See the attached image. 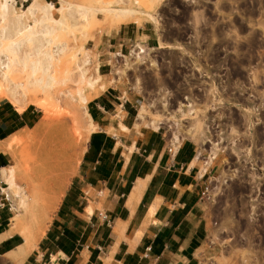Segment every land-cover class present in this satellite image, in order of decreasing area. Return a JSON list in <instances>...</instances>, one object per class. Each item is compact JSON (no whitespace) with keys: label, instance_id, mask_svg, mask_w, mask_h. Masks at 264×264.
Listing matches in <instances>:
<instances>
[{"label":"rangeland","instance_id":"obj_1","mask_svg":"<svg viewBox=\"0 0 264 264\" xmlns=\"http://www.w3.org/2000/svg\"><path fill=\"white\" fill-rule=\"evenodd\" d=\"M51 3V17L65 22L61 28L42 20L41 7ZM7 9L0 11V58L11 57L9 44L17 48L14 59L34 55L30 38L38 39L51 78L32 83L47 75L27 68L10 73L9 86L0 83L4 91L20 84L18 106L39 111L15 146L19 162L6 153L0 170V186L8 184L1 196L9 193L21 231L38 234L36 244L44 235L92 126L86 105L108 89L134 106L138 125L159 130L172 145L194 143L206 172L199 264H264V0H13ZM17 21L23 30L12 36ZM121 27L136 35L130 33L120 52ZM33 98L44 103L49 119L43 121ZM55 136L60 145L52 141V148L65 173L57 193L46 185V161L37 158L50 154L46 141ZM21 199L25 205L17 206ZM25 259L8 253L0 264Z\"/></svg>","mask_w":264,"mask_h":264},{"label":"crops","instance_id":"obj_2","mask_svg":"<svg viewBox=\"0 0 264 264\" xmlns=\"http://www.w3.org/2000/svg\"><path fill=\"white\" fill-rule=\"evenodd\" d=\"M130 33L136 35L120 28V52ZM38 112L0 103V142L32 129ZM86 112L94 127L70 184L21 264H199L207 230L206 172L196 162L194 143L172 145L159 130L138 125L134 106L108 89L87 103ZM7 160L1 151L0 170ZM142 182L131 210L130 196ZM7 187L0 186V255L23 241L18 233L3 237L12 227L8 195L1 196Z\"/></svg>","mask_w":264,"mask_h":264},{"label":"bare ground","instance_id":"obj_3","mask_svg":"<svg viewBox=\"0 0 264 264\" xmlns=\"http://www.w3.org/2000/svg\"><path fill=\"white\" fill-rule=\"evenodd\" d=\"M11 2H13V0H0V11H4L5 9L8 10L7 9L8 8V5ZM41 8L42 9H40V11L42 10V18H43L42 20L43 21L44 20L50 21V22H52L53 25H57L58 24L57 26H60V25L63 24V19L60 18V19L57 20V19H54V18L51 17V11L54 9L52 7V3L51 4H46V6H42ZM83 13H81V14L82 15H85L86 14V13L85 14H83ZM81 14H79V16ZM86 16H87V14L85 15V17ZM75 18H77V17H75ZM80 18H81V16H80ZM19 24H20V22H19ZM16 25H18V21H17V24H14V26H15L16 29L13 26V28L15 29L14 30L15 32H12L11 33L12 36H16V35L20 34V32L23 30L22 28H20V29L18 28V27H20L19 25L18 26H16ZM53 25L52 26L50 25L46 29V33L45 34H48V32L50 33L53 30V28H54ZM63 25H65V22H64ZM59 28H61V26ZM26 33L29 34V35H32L34 32H33L32 28L31 29L29 28V29L26 30ZM11 34H8L7 36L8 37H11ZM7 36H6V38H7ZM30 39H31V41L34 42L33 43L34 44V47H35V52L33 53L34 55L25 54L24 56H21L18 59H14V56L17 55V48H15V47H13L11 45L13 47L12 48L10 46V44L7 46V49L8 50L9 49L11 50V51H8V52H10L11 57L9 56L10 58L9 57L6 58V59H8L7 61L6 60L3 61L4 58H2L3 60L0 58V83H1V81H2V83L4 81H6V83L8 85V82H12L9 78H13L14 75H15V74H12V73H15L16 72V74H17L18 70H20V72H21V70H23V69L25 70L27 68H28L27 71H29V73L31 72V73H34L35 74V72L37 73V71H40V72L42 71L43 74H44L43 76H45V74L47 75L46 76L47 79H45L46 77H44V79L43 78H39V79L34 80V82H32V83H35L37 85H40L43 80L46 81V83H49L50 82L51 78H50V75L48 73L49 64L47 62L48 59H49V55H48L47 52H42L41 51L43 44L40 42V40L35 39V38H34L35 40L33 38H30ZM7 49H5V50H7ZM15 67H17V69H15ZM10 73L12 74L13 77L9 76ZM14 82H15V80H14ZM29 83H31V81ZM9 84H12V83H9ZM15 84H14V86H11L10 85L11 88H10L9 91H8V87H6L7 88L6 91H4L5 89H3V88L0 89V97L6 98L10 103H12V105H15L17 107V110L19 112H21L27 106H25V107H21V106L19 107L18 106L19 103L16 100L18 90L16 91V88L19 87L20 84L17 83L18 84L17 86ZM25 86H28V84L25 85ZM21 90H19V91H21ZM24 91L25 90H23L22 92H24ZM29 100H31V99H29ZM30 102H31V104L39 107L43 111V118L41 117L43 119V121L50 118L49 117V114L47 112V107L44 105V103L39 102L38 99H34V98ZM41 127L42 126H40V128ZM93 127H94V125L91 126V129L92 130H93ZM91 129H90V131H92ZM94 130H95V128H94ZM22 138H23V136L21 134H17L14 137L11 136L7 140H3L2 142H0V152L2 151V152L8 153L12 157V159L14 160V162L15 163H18L19 162V156H18L17 152L15 151V146L18 145V142H20V140ZM52 141L54 142V145L55 146L58 147L60 145V138L59 137H56V136L55 137H52L50 140L46 141V143H47L46 144L47 151L50 154L43 155V156H39L37 158L44 159L46 161V164H47L46 169L48 171V177H49L48 178V181L46 180V185H47L48 188L50 187V188L54 189L55 192L57 193V192L60 191V182L62 181L61 178H65V173H63V169H64L63 168V164H64V161L61 159V157H59L58 154L57 155L55 154V150H54L55 148H52ZM64 166H66V165H64ZM3 175H5V174L3 173ZM10 181H12V178L10 179ZM13 184L14 183L12 182L11 185L13 186ZM144 185H145L144 182L136 185L133 193L131 194V196H130V203H128L129 204L128 207H130L131 210H133V206H134L135 202H137V200L139 199V197H140V195L142 193V189H143ZM6 193L9 196V193L8 192H6ZM15 195H17V197H18V195L20 196V192H17V194H15ZM18 205L24 206L25 205L24 199H21L19 201V204H17V206ZM14 209H15V207H14ZM15 210H17V207H16ZM12 221L14 222V224L12 225V227L10 229H8L9 231L3 237H8L10 235H13V234L18 233L22 237L23 241L16 248V250L14 249L13 251L9 252L10 258H12V259H16L18 257L25 258V257H27L32 252V250H33V248H34V246L36 244V240H37V237H38L37 235L38 234H34L32 232H25L23 230L21 231L20 228H19V226H20L19 225V223H20L19 220L12 219ZM38 227H40V226H38ZM44 228L45 227H43V229ZM43 232H44V230H40V234H42Z\"/></svg>","mask_w":264,"mask_h":264},{"label":"built area","instance_id":"obj_4","mask_svg":"<svg viewBox=\"0 0 264 264\" xmlns=\"http://www.w3.org/2000/svg\"><path fill=\"white\" fill-rule=\"evenodd\" d=\"M171 150H172V148H169V149H168V151H171ZM203 194H204V192L202 193V195H203Z\"/></svg>","mask_w":264,"mask_h":264}]
</instances>
